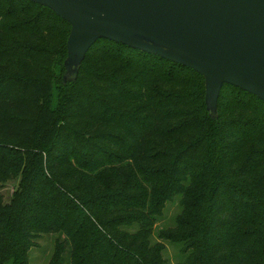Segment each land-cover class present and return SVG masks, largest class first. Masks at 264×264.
Returning <instances> with one entry per match:
<instances>
[{
    "label": "trees",
    "instance_id": "trees-1",
    "mask_svg": "<svg viewBox=\"0 0 264 264\" xmlns=\"http://www.w3.org/2000/svg\"><path fill=\"white\" fill-rule=\"evenodd\" d=\"M70 28L0 0V264L52 233L48 264H264V101L227 84L212 118L199 72L106 39L64 82Z\"/></svg>",
    "mask_w": 264,
    "mask_h": 264
},
{
    "label": "water",
    "instance_id": "water-1",
    "mask_svg": "<svg viewBox=\"0 0 264 264\" xmlns=\"http://www.w3.org/2000/svg\"><path fill=\"white\" fill-rule=\"evenodd\" d=\"M70 25L63 81L76 79L91 45L106 39L192 68L218 116L227 84L264 101V0H31Z\"/></svg>",
    "mask_w": 264,
    "mask_h": 264
},
{
    "label": "rangeland",
    "instance_id": "rangeland-1",
    "mask_svg": "<svg viewBox=\"0 0 264 264\" xmlns=\"http://www.w3.org/2000/svg\"><path fill=\"white\" fill-rule=\"evenodd\" d=\"M0 145L2 144L0 143ZM1 152H5V150L0 149V153ZM19 179L20 175H18V173L16 175H12V178L8 180H3L2 175H0V196L3 198L4 201H8L10 199L13 191L18 186ZM178 212L179 205L177 203V199L172 202H169L166 205L163 217L158 220L155 229L158 230L173 225L174 218ZM56 236L57 235L55 233L44 234L37 239V245L33 246L28 252L29 264H48L51 258V254L53 252L54 241ZM156 239L157 238L154 235L153 240ZM164 245L165 249L163 252V256L165 259V264L180 263L182 260V256L179 252V244H173L164 241Z\"/></svg>",
    "mask_w": 264,
    "mask_h": 264
}]
</instances>
